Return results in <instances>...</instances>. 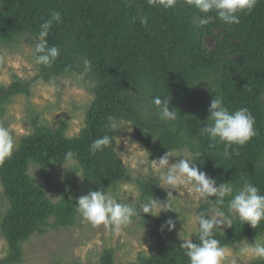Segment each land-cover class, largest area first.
Masks as SVG:
<instances>
[{"label":"trees","instance_id":"trees-1","mask_svg":"<svg viewBox=\"0 0 264 264\" xmlns=\"http://www.w3.org/2000/svg\"><path fill=\"white\" fill-rule=\"evenodd\" d=\"M53 12H59L61 20L53 22L46 39L60 49V55L51 67L39 65L38 77L47 82L63 74L85 73L93 83L94 98L85 126L76 136H66V123L52 128L34 121V131L0 164L8 204L1 233L9 246L0 264L21 263L23 243L46 227L75 225L79 215L76 198L90 190L109 191L127 177V167L115 149V130L105 127L110 114L132 124L151 159L168 150L200 151L197 167L218 185L230 181L239 185L244 173L264 194V0H257L251 12L241 13L239 24H226L209 13L213 23L207 26L221 30V46L229 48L222 56L205 52L190 25L192 19H186L200 11L188 0H176L172 9L150 6L147 0H0V46L14 47L24 39L37 42L41 25ZM141 16L148 17L147 24L140 23ZM84 57L91 60V70L85 69ZM30 86L31 82L17 78L9 86L0 83V117L11 97L29 94ZM214 92L224 98L230 111L246 107L255 118L257 135L243 146H233L238 154L230 158L222 155L223 145L209 147V138L200 133L209 123ZM156 96L171 98L177 120L159 119V110L152 104ZM145 108L149 116L142 118ZM104 134L113 135L112 145L92 154L91 143ZM69 151L75 153L88 188L80 194L68 179L62 184L59 200L53 201L30 168L35 164L45 171L66 164ZM138 183L145 201L152 195L163 199L164 191L157 182ZM212 199L215 197L200 204L197 214L210 215ZM222 230H216L215 238L232 247L242 239L264 235V221L253 229L233 219L232 227ZM180 245L161 240L155 256H141L126 264H189ZM99 264L117 263L106 251ZM248 264H264V259Z\"/></svg>","mask_w":264,"mask_h":264},{"label":"rangeland","instance_id":"rangeland-1","mask_svg":"<svg viewBox=\"0 0 264 264\" xmlns=\"http://www.w3.org/2000/svg\"><path fill=\"white\" fill-rule=\"evenodd\" d=\"M188 15L186 19H192L190 25L205 52L219 56L228 52V47L221 46L224 41L221 30L199 25L198 18L205 16L210 17L209 23H213V17L209 13ZM35 44V40L24 39L14 47L0 46V83L9 86L15 78L22 82H31L29 94L11 97L10 102L4 105V112L0 117V125L9 128L18 145L24 136L34 131V121L52 128L66 123V136H76L85 126L86 113L94 98L93 83L86 79L85 73L63 74L47 82L40 79L39 65L34 62ZM120 127L123 128L115 129V149L127 167L128 175L109 191L121 202L133 203L139 208L145 200L141 196L138 182L155 181L164 191L163 199L159 200L166 201L169 190L164 188L168 186L159 178L161 170L151 162L158 158H150L148 151L137 139L130 122L122 121ZM174 152L177 156L190 154L185 149ZM178 159L182 157H170L169 162L175 163ZM63 165L45 171H41L35 164L30 168V174L53 201L59 200L62 184L68 179L74 183L80 194H84L88 188V182L76 162ZM172 194L169 200L173 211L161 212L158 217L141 214L143 220L134 218L130 225L118 232L111 226H92L81 215H78L75 225L48 226L42 233L34 234L23 243V261L17 264H99L106 251L113 254L117 264H126L137 261L141 256H155L157 243L161 240L182 244L183 239L191 237L194 241V233L198 232L195 222L197 209L206 199L200 197L192 185L172 190ZM7 209L8 204L0 181V260L9 251L8 243L1 233V224ZM169 218L175 222V228L171 231L165 225ZM254 239L255 237L249 238L247 241L253 243ZM238 248L239 243L227 247L225 264H248L261 260L241 254Z\"/></svg>","mask_w":264,"mask_h":264},{"label":"clouds","instance_id":"clouds-1","mask_svg":"<svg viewBox=\"0 0 264 264\" xmlns=\"http://www.w3.org/2000/svg\"><path fill=\"white\" fill-rule=\"evenodd\" d=\"M147 2L150 6L162 5L165 9L176 6V0H147ZM188 3L201 13H215L226 24H239L240 14L251 12L257 0H188ZM139 19L141 24L148 23L146 16H141ZM209 19L210 17L207 16L198 18L199 25H207ZM60 20L61 14L53 12L51 18L41 25L39 38L34 47L36 64L51 67L60 55V49L54 45L50 46L46 39L53 22ZM83 64L86 70H91L92 62L87 57L83 58ZM170 99L156 96L152 100V104L159 110L161 121L177 120L176 108L170 107ZM208 112L209 123L200 128V133L209 138V147L223 145L222 155L225 158H230L234 153L238 154L233 146H243L257 135L255 118L249 109L241 107L230 111L224 98L218 93H215L211 100ZM141 116L142 118L149 116L146 108L142 110ZM121 124L122 121L110 114L106 118L105 127L110 130L121 129L123 128L120 127ZM112 143L113 135L104 134L93 140L90 145L91 152L92 154L102 152ZM17 148L18 143L12 132L8 127L0 125V164L9 159ZM201 156L200 151L187 156H177L173 150H168L158 160L151 161L161 170L160 180L168 186L164 188L169 190L166 201H161L152 195L138 208L133 203L121 202L112 192L100 188V190H90L87 194L76 198L75 210L92 226H111L118 232L121 228L130 225L134 218L143 220L141 214L158 217L161 212L173 211L169 200V197L173 196L172 190L192 185L200 197L204 199L215 197L212 199L213 214L209 215L207 212L197 214L195 222L198 225V232L194 233L197 242L193 243L191 237L183 239L180 248L185 250L189 264H225L227 245L221 244L215 238L216 230L223 231L222 227L231 228L233 219H238L243 224L248 223L256 229L264 221V194L246 178L244 173L240 175L239 185L234 184L233 181L218 185L216 179L197 167V161ZM170 157H182V159L170 164ZM66 160L69 164L75 163V153L67 152ZM63 167L69 170L64 165ZM165 225L169 231L175 228L172 218L166 220ZM238 251L254 259H264V237L256 236L253 243L242 239Z\"/></svg>","mask_w":264,"mask_h":264}]
</instances>
